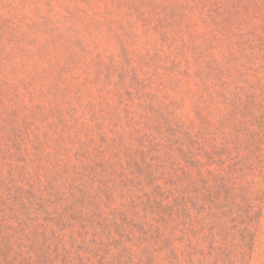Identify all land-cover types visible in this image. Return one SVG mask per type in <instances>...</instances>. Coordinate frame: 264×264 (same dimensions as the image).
I'll list each match as a JSON object with an SVG mask.
<instances>
[{
	"label": "rangeland",
	"instance_id": "rangeland-1",
	"mask_svg": "<svg viewBox=\"0 0 264 264\" xmlns=\"http://www.w3.org/2000/svg\"><path fill=\"white\" fill-rule=\"evenodd\" d=\"M10 122L13 241L70 195L104 214L159 194L187 231L168 264H264V0H0V138ZM70 208L58 264H96L114 240ZM121 245L138 254L131 226Z\"/></svg>",
	"mask_w": 264,
	"mask_h": 264
},
{
	"label": "trees",
	"instance_id": "trees-1",
	"mask_svg": "<svg viewBox=\"0 0 264 264\" xmlns=\"http://www.w3.org/2000/svg\"><path fill=\"white\" fill-rule=\"evenodd\" d=\"M5 131L0 138V264H58L63 262L70 254L73 244V237L66 239L61 236L57 226L62 224V228L72 226L71 222L76 218V214L71 212V206L78 205L81 208L85 219L89 221V230L92 234L98 232L104 233L109 239L114 240V246H109L108 243L102 244L103 256L96 264H168L175 260L174 244H184L187 236L185 228H177L171 225L174 214L173 210L163 202L165 196L159 194H143L144 201L140 198L133 197L128 204H136L139 209L135 212H129L115 208L109 213H104V208L100 211H92L87 209L84 204V197L70 195L73 199L70 202V207L64 206L62 211L58 213L55 220L54 229H43L39 239H30L26 243L21 244L19 241H13L12 235L5 232V213L7 211V197L11 193L10 182L13 169L16 168L11 157L18 153V131L17 125L15 129L11 127ZM8 129L6 125L2 126L1 130ZM104 196V194H103ZM123 196L120 197L122 199ZM208 209H212L213 201H208ZM89 207H95L92 200L87 199ZM215 207V206H213ZM88 213H84L86 210ZM70 211V212H69ZM69 212L70 222H62L64 214ZM104 215L107 217H104ZM117 217H120V223H117ZM125 226H131L135 237L138 241L137 255L131 253V249L121 245ZM114 228L119 238L112 234L111 229ZM195 235V233H191ZM126 242L129 238L126 236ZM96 244V243H92ZM109 247L115 251L110 255L109 259L105 260ZM166 250L162 260H157L156 254ZM186 255V254H185ZM78 262L82 263L83 258L78 257Z\"/></svg>",
	"mask_w": 264,
	"mask_h": 264
}]
</instances>
